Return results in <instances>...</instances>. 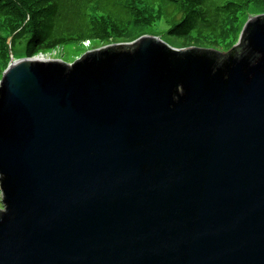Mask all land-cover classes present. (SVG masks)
I'll return each instance as SVG.
<instances>
[{
  "label": "water",
  "instance_id": "1",
  "mask_svg": "<svg viewBox=\"0 0 264 264\" xmlns=\"http://www.w3.org/2000/svg\"><path fill=\"white\" fill-rule=\"evenodd\" d=\"M0 186V264H264V14L227 53L12 56Z\"/></svg>",
  "mask_w": 264,
  "mask_h": 264
},
{
  "label": "trees",
  "instance_id": "2",
  "mask_svg": "<svg viewBox=\"0 0 264 264\" xmlns=\"http://www.w3.org/2000/svg\"><path fill=\"white\" fill-rule=\"evenodd\" d=\"M251 13H264V0H0V81L12 55L32 57L87 40L98 47L169 35L186 47L227 53Z\"/></svg>",
  "mask_w": 264,
  "mask_h": 264
},
{
  "label": "rangeland",
  "instance_id": "3",
  "mask_svg": "<svg viewBox=\"0 0 264 264\" xmlns=\"http://www.w3.org/2000/svg\"><path fill=\"white\" fill-rule=\"evenodd\" d=\"M260 14H262V13H251L250 17L251 16L254 17V16H257V15H260ZM248 20H247V22H248ZM246 23H245V25H246ZM166 28H168V25L165 26V27L162 26L161 27V31L163 32ZM158 37H160V36H158ZM163 39L168 44H170L172 47H174V48H181V49L188 48V47L185 46V40L183 38L179 39L176 36L166 35V38H163ZM238 41H239V39H238ZM238 41L236 42V44L238 43ZM9 42H11V39H9ZM105 45H108V44H105ZM105 45H100L98 47H94V45H93V43L91 41L83 43L82 46L79 45V44L69 43V44L65 45L64 47H59V48L54 49V50H52L50 52L41 53V54H38V55H35V56H32V57L22 56V57H18V58H20V59H22V58H33V57L38 56V57H41V58H47V60L60 59V60H63L65 62H67V63H72L73 64L77 60H79L82 56H84L86 53L91 51L92 49H98V48H101L102 46H105ZM189 47H193V46H189ZM233 47H231V49ZM231 49H229V50H231ZM229 50L224 51V52H228ZM12 56H14V55H12ZM12 56H11V58H12ZM4 208H5V196H4L3 189L0 186V209L4 210Z\"/></svg>",
  "mask_w": 264,
  "mask_h": 264
},
{
  "label": "bare ground",
  "instance_id": "4",
  "mask_svg": "<svg viewBox=\"0 0 264 264\" xmlns=\"http://www.w3.org/2000/svg\"><path fill=\"white\" fill-rule=\"evenodd\" d=\"M39 60H46L47 61V58H41V57H38Z\"/></svg>",
  "mask_w": 264,
  "mask_h": 264
}]
</instances>
